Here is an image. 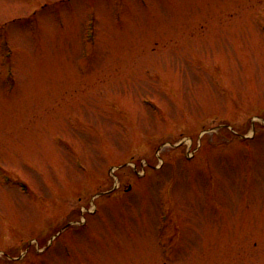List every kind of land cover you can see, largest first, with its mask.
Returning <instances> with one entry per match:
<instances>
[{
    "label": "rangeland",
    "instance_id": "374dc122",
    "mask_svg": "<svg viewBox=\"0 0 264 264\" xmlns=\"http://www.w3.org/2000/svg\"><path fill=\"white\" fill-rule=\"evenodd\" d=\"M0 264H264V0H0Z\"/></svg>",
    "mask_w": 264,
    "mask_h": 264
}]
</instances>
